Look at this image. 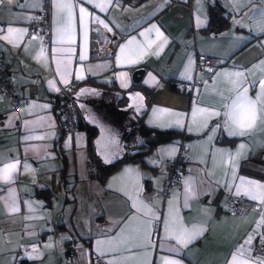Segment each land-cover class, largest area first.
<instances>
[{"label": "crops", "instance_id": "crops-1", "mask_svg": "<svg viewBox=\"0 0 264 264\" xmlns=\"http://www.w3.org/2000/svg\"><path fill=\"white\" fill-rule=\"evenodd\" d=\"M215 1L227 10L230 23L219 32H205L208 6ZM42 2L3 0L0 3V49L17 94L26 99L16 109L10 98L0 93V168L19 161L14 182H0V264L23 261L93 264L96 257L108 264L113 260L117 264H162L163 257L179 259L183 264H232L233 255L237 261L247 259L248 264H255L257 261L248 254L239 255L238 249L250 235L254 239L246 247H252L264 236L257 234H264V225L257 229L264 205L256 201L260 207L244 216L229 212L228 195L236 193L239 179L233 183L231 168L228 176L224 175L223 158L217 150L235 153L239 145H246L237 161L236 176L264 184V130L258 128L245 136L229 135L223 126L226 119L223 105L230 104L235 97L233 81L237 78L220 75L243 72L244 76L238 79L249 85L248 96L255 98L259 92V81L264 79L261 64L264 61V31H261L264 0H193L192 15L186 9L169 7V0H143L138 4L112 0L106 11L96 6L105 0L91 3L60 0L73 4L70 23L67 10H58L57 0H51V43L47 49L35 34H30L31 23ZM80 7L89 14L83 20ZM94 17L108 24V28ZM93 24L122 35L112 56L93 54ZM153 25L163 37H158L154 30L149 31ZM9 27L27 31L16 43H10L3 38L8 35ZM129 40H134L128 46L130 50L143 47L144 54L136 63H121L118 61L120 48ZM199 55L216 57L221 65L211 73H197ZM189 67L187 74L191 79H186L185 70ZM138 69H144L145 73L135 83L133 73ZM89 77L115 82L117 90L124 92L141 89L148 103L144 125L160 131L177 130L178 134L154 146L144 161H122L100 178L91 159L87 130L65 131L51 103L54 94L71 83L78 88ZM195 78L202 80L201 85L185 91L184 84ZM196 107L213 109L221 112V116L208 119L206 128L189 131L196 127L192 123ZM154 109H167L182 116L184 127L174 123L171 127H159L150 123ZM217 124L221 127L213 134ZM209 136H213L211 141ZM181 141L187 145V170L182 185L163 200L161 189L167 167L159 162L175 156ZM170 146L177 149L174 155L162 156L161 149ZM126 169L136 171L125 175ZM188 178L195 184L196 195L186 206L184 191ZM128 181L138 182L140 200L156 213L157 219L151 220L152 247L145 246L146 240H133L126 246L127 250L121 247L119 251L100 255L97 240L119 237L122 229L125 234L134 235L138 221L130 223L133 216L151 219L143 210L133 208V200L119 190ZM128 190L131 193V184ZM174 196L184 225L205 229L203 235L178 254L167 250L179 246L174 240H165L164 231L168 201ZM239 196L250 199L243 194ZM13 200L19 211H11ZM157 220L161 225L159 237L154 241L152 233Z\"/></svg>", "mask_w": 264, "mask_h": 264}, {"label": "snow or ice", "instance_id": "snow-or-ice-1", "mask_svg": "<svg viewBox=\"0 0 264 264\" xmlns=\"http://www.w3.org/2000/svg\"><path fill=\"white\" fill-rule=\"evenodd\" d=\"M3 0H0V3H2ZM89 3L92 2V0H88ZM112 0H105L104 4H97V7H100L102 11L107 10V6L110 5ZM56 7L58 10H67V19L69 23L71 22L73 18V4L71 2L68 3H62L60 0H57ZM81 19L83 20L86 16H88L87 9L80 7L79 9ZM97 22L103 24L105 28H108V24L104 23V21L100 20L99 17H94ZM67 27V26H66ZM110 30V29H109ZM156 31L158 37H163V34L159 32V30L156 28L155 25L152 26V29H149V31ZM2 31V30H0ZM26 29H15L12 27H9L7 29L8 35L3 37L5 39H8L10 43H16L20 38H22L26 34ZM261 31H264V29H261ZM85 34H86V28H85ZM141 35H145L144 33H141ZM166 37L164 38L166 42ZM134 40H129L128 44L120 48L121 55L118 57V61L121 63H136L138 60L143 56L145 49L143 47H139L136 50H130L129 45L133 44ZM150 46V44H149ZM41 54H43V49L41 50ZM84 56H81V59H84ZM262 65H264V61L261 62ZM190 67L186 68L185 70V78L191 79V76L187 73L190 71ZM124 76L125 74H121ZM222 76H228V77H236L237 80L233 81L234 84V90L236 92L235 97L232 99V102L230 104L223 105L225 111L223 112V116L226 118L223 122V126L228 130L229 135H235V136H245L250 135L253 133L256 129H262L264 130V79L259 81V92L257 93L255 98H251L248 96V87L249 85H246L243 81H240L238 78L244 76L243 72H234V73H221ZM155 80V78H152ZM122 83L124 86H127L126 81L122 80ZM255 81L253 82V85H255ZM133 99L137 102L142 101L143 97H141L138 93L135 94ZM137 107H140L139 103L136 105ZM221 116V112L215 111L210 108H201L196 107L193 109L192 112V123L195 125V128H189V131L203 129L207 127V121L208 119L212 117H219ZM167 117V119H165ZM173 117H175L173 121ZM150 123H154L159 127H171L173 126V123L175 126L178 127H184L183 125V117L175 114L170 113L167 109H154L153 110V120L150 121ZM221 127V125L217 124L214 126L213 134L215 130H218ZM41 137H37V139H40ZM213 139V136H209V141ZM246 148V145L241 144L239 145V148L235 153H232L231 151H224V150H217L220 152L221 157L223 158V164L225 167L224 175L228 176V169L231 168V175L233 183L237 179H239V185L236 187V195L239 196L243 194L244 196L249 197L253 201H258L261 205H264V184L259 183L257 181L248 180L244 177H237L236 172L238 170V159L242 157L243 151ZM177 151V149L174 146H170L166 149H161L160 154L162 156H172ZM213 164L216 165L217 161L214 159ZM19 161L10 162L6 164L3 168H0V182H6V183H13L14 182V173L18 169ZM136 170L133 169H126L125 175H128L130 173H133ZM211 174V173H210ZM219 183V181H218ZM129 184H131V193H129L128 187ZM185 191H184V200L185 205L187 206V202L196 195V188L195 184L192 181L191 178H188L185 180ZM120 191H123L125 195H129V198L133 200L132 207L136 208L137 211L143 210L145 215L150 216L151 219L147 220H140L139 217L133 216L131 218V221H138V224L134 227V235L132 234H125L124 229L121 230V235L116 238H111L108 240H97V252L100 255H104L107 251H119L121 247H125L129 245L133 240L141 241L146 240L147 241V247H152L151 242V220L157 219L155 211L153 209L144 204L142 200H140V187L138 182L131 183V181H128L124 184L120 189ZM229 190L231 191V187H229ZM169 206V212H168V218L164 222V231H165V240H174L176 245L179 247H169L167 250L173 253H180L182 249L187 248L194 240L198 239L201 235H203V232L205 229L203 226H193L192 228L186 227L183 223L182 218L179 215V211L176 207V200L175 196L172 200L168 201ZM31 208V205H29ZM11 211H19L18 207L15 206V200H13V207L11 208ZM261 225H264V214L261 215V219L259 223L257 224V229L261 227ZM257 234H261L257 232ZM254 239V236L250 235L248 239L245 241L244 245H241L238 249V254L243 256L245 254H248L250 256L251 249L250 246L252 240ZM136 246H141L137 244ZM34 252L37 251V249H33ZM33 258H38L33 257ZM109 264H117V261H109ZM162 264H183V262L179 259H172L169 257H163L162 258ZM232 264H248L247 259H243L240 261H237V256H232ZM255 264H264V262L257 261Z\"/></svg>", "mask_w": 264, "mask_h": 264}, {"label": "built area", "instance_id": "built-area-1", "mask_svg": "<svg viewBox=\"0 0 264 264\" xmlns=\"http://www.w3.org/2000/svg\"><path fill=\"white\" fill-rule=\"evenodd\" d=\"M169 7L173 9H186L192 15L193 0H169ZM51 0H43L42 6L36 12L35 17L31 23L30 34H35L42 42L45 49L51 43ZM95 36L93 41L95 46L93 54L99 57H110L113 54L114 47L122 35L117 33H110L103 30L100 26L93 24L92 27ZM221 65V60L207 55H199L197 58L196 71L197 73L213 72L218 66ZM202 80L195 78L193 81L184 84V89L187 92L199 87ZM77 90V86L71 83L69 86L63 88L58 93L51 97L55 111L60 116L61 124L65 131L75 132L79 129V109L72 98V94ZM0 93L6 94L11 101L14 108L19 109L22 107L26 99L17 94V89L11 79V74L3 60L2 50L0 49ZM142 143L140 135L131 138V146L139 145ZM187 145L185 142H180L178 153L167 159H162L159 163L167 167V173L161 189V197L163 200L167 199L172 191L182 185L184 173L187 170ZM228 209L229 212L237 215L244 216L253 210L260 207L259 203L243 196H237L229 193L228 195ZM161 221L157 220L153 229L152 238L156 241L159 237ZM251 258L256 261L264 262V236L259 241L250 247ZM93 264H108L103 258L96 257Z\"/></svg>", "mask_w": 264, "mask_h": 264}, {"label": "water", "instance_id": "water-1", "mask_svg": "<svg viewBox=\"0 0 264 264\" xmlns=\"http://www.w3.org/2000/svg\"><path fill=\"white\" fill-rule=\"evenodd\" d=\"M145 73L138 69L133 80L139 83ZM143 97L135 101V94ZM79 109V118L87 126L97 130L92 146L96 157L105 166L122 162L127 154V141L134 131L145 133L140 128L141 120L148 111L146 94L138 88L129 91L84 84L72 94ZM139 103L140 107H137Z\"/></svg>", "mask_w": 264, "mask_h": 264}, {"label": "trees", "instance_id": "trees-1", "mask_svg": "<svg viewBox=\"0 0 264 264\" xmlns=\"http://www.w3.org/2000/svg\"><path fill=\"white\" fill-rule=\"evenodd\" d=\"M126 2L132 4H138L143 0H125ZM230 23V15L227 10L223 7V5L219 1H215L208 6V24L205 27V32H219L226 27H228ZM86 84L102 86L110 89H118V85L115 82L106 83L102 81H98L95 77H89ZM136 87H142L141 84H135ZM144 119V118H143ZM143 119L141 120L140 128L145 133L142 135L140 131H134L131 138H134L138 135L142 138V143L139 145L131 146L130 140L127 143V154L123 161H144L145 156L152 150L154 146L161 142H167L178 134L177 130H167L160 131L152 128H148L144 125ZM79 128L86 129L88 132L89 138V148L91 159H93L95 170L100 178H104L107 174H109L119 163L112 166H105L103 163L99 161L96 157L92 141L93 138L97 134V130L93 127L87 126L82 119L79 121ZM182 142V141H181ZM98 169V170H97ZM21 264H34V262L23 261Z\"/></svg>", "mask_w": 264, "mask_h": 264}]
</instances>
